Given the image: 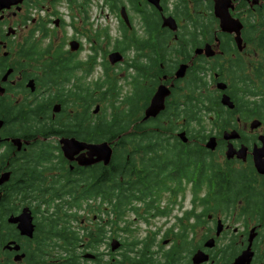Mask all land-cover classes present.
<instances>
[{
	"label": "flooded vegetation",
	"instance_id": "flooded-vegetation-1",
	"mask_svg": "<svg viewBox=\"0 0 264 264\" xmlns=\"http://www.w3.org/2000/svg\"><path fill=\"white\" fill-rule=\"evenodd\" d=\"M153 1L0 0V264H264L258 36Z\"/></svg>",
	"mask_w": 264,
	"mask_h": 264
},
{
	"label": "trees",
	"instance_id": "trees-1",
	"mask_svg": "<svg viewBox=\"0 0 264 264\" xmlns=\"http://www.w3.org/2000/svg\"><path fill=\"white\" fill-rule=\"evenodd\" d=\"M205 1H207L208 3L205 4ZM232 1H233V3L236 2L235 13L237 16L240 17V20H241L240 22L243 26L242 28L252 27L254 29L263 30L262 33L256 34V36L259 37L257 39L259 45H257L258 47L256 49H257V51L259 50L262 53L261 54L258 51L261 54V59H263V57H264V0H256V2H254V0H232ZM211 2H213V1H210V0H190V9L193 12L200 10V8L203 5H205V8H203V12H204L206 17L204 16L202 18V21L204 22L205 25L207 24L206 18L208 20L209 15H212V14H210L211 6L209 5V3H211ZM30 55L33 56L32 53H30ZM255 75L256 76H264V64L260 65L259 68L256 69ZM117 133H120V131H118ZM190 229L191 230L193 229L192 225H190L189 230ZM187 244H188V246L184 242L181 245L182 248L180 251L182 254L191 252L192 243L189 241V242H187ZM183 258L185 259L186 257L183 256ZM220 259L222 260L223 263L227 262V259H225V257L219 258L218 261H220ZM175 260H176V258H175ZM179 263L183 264L182 261H179ZM220 263H221V261H220Z\"/></svg>",
	"mask_w": 264,
	"mask_h": 264
},
{
	"label": "rangeland",
	"instance_id": "rangeland-1",
	"mask_svg": "<svg viewBox=\"0 0 264 264\" xmlns=\"http://www.w3.org/2000/svg\"><path fill=\"white\" fill-rule=\"evenodd\" d=\"M254 29V28H253ZM262 31L263 30H261V29H255V32H254V37H256V34L257 33H262ZM246 38H247V40H248V42L251 44V45H248V49H251L253 52H252V58H253V60H256V59H260L261 60V54L257 51V45H259V43H258V41H257V39L259 38H256V39H253V44H254V47L252 46V42H251V40L249 39V37H248V35H247V33H246V36H245ZM259 55V56H258ZM263 56V55H262ZM262 60H264V57H263V59ZM261 60V61H262ZM117 68H118V66H116ZM119 76H121V79L118 81V84H124L125 82H127L128 80H127V78L125 77V75L123 74V72L121 71L120 72V74H119ZM211 87V86H210ZM12 106L13 107H17V101H14V102H12ZM206 114L205 115H203L202 116V118L201 119H203V120H207V121H209V115L207 114V112H205ZM258 127H256L255 128V130L257 129ZM254 130V131H255ZM253 131V132H254ZM257 131V130H256ZM255 131V132H256ZM258 132H260V129H259V131ZM100 151V150H99ZM256 163V162H255ZM203 166H204V168H205V170L206 169H208V170H212L213 172L215 171V172H217V170H219V171H223V172H229L230 170H229V168L228 167H225V168H221L218 164H216V163H205V164H203ZM262 166V165H261ZM264 166V165H263ZM259 167V166H258ZM260 169V168H259ZM258 172V171H257ZM262 172H263V170H262ZM261 172V173H262ZM236 173H239V171H236ZM234 181H236V182H239V180H237V179H234ZM234 187V186H233ZM190 199H191V197L188 195L187 196V200H186V202H185V204H184V207H185V211H187L190 207H191V203H190ZM264 202V200L262 199L261 200V204ZM233 203L234 204H236L237 202L236 201H233ZM239 210H240V208L239 207H237L236 208V210L234 211V213L235 214H231V213H229L228 211L226 212V213H223L222 212V214H224L227 218H232L234 221H230V230L228 231V234H230L234 229L236 230V231H238V232H241L242 231V227H243V225H242V220H243V216L242 215H244V213H242V212H239ZM177 214H180V211H178V213ZM139 225L140 226H143V224L142 223H139ZM167 227H170L169 225H166ZM207 227H213V224H210V223H207ZM177 228V227H176ZM248 230V228L246 229V231ZM253 238H254V236H253ZM184 242L182 241L181 242V245L183 244ZM225 245V243H223V246ZM170 246V244H168V245H165V247L164 248H167V247H169ZM183 264H188V260H183Z\"/></svg>",
	"mask_w": 264,
	"mask_h": 264
},
{
	"label": "water",
	"instance_id": "water-1",
	"mask_svg": "<svg viewBox=\"0 0 264 264\" xmlns=\"http://www.w3.org/2000/svg\"><path fill=\"white\" fill-rule=\"evenodd\" d=\"M213 1V14L214 16L219 20V27L221 28L222 31L224 32H229L232 33L234 32L235 36L237 37L236 40L238 41V43L241 42L240 39V32L242 29V24L240 22V20L238 19H233L230 15V11L234 10V5H233V1L232 0H212ZM154 3H156V0L153 1ZM254 2H256V0H254ZM172 19L171 18H167L165 19V22L171 26V28H175L173 25L172 26ZM154 109V107H150L147 112H146V116H150L151 114L153 115L152 112ZM99 147H104L105 152L107 153L106 156L110 157V149L106 144L103 145H98V146H90L88 147L89 149L92 148H99ZM107 160V158H106ZM93 162V161H91ZM89 162V163H91ZM200 254H195V256L193 257V261L195 263L201 262L202 260H200ZM239 259H241V263L240 264H247V259H246V255L245 253L241 254V256H239ZM245 261V263H244ZM237 262V259L235 260V262L233 264H235Z\"/></svg>",
	"mask_w": 264,
	"mask_h": 264
}]
</instances>
